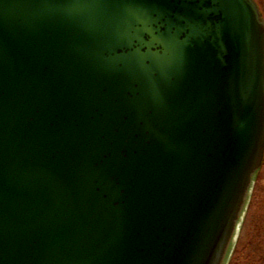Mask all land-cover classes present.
<instances>
[{
    "label": "water",
    "instance_id": "95a60500",
    "mask_svg": "<svg viewBox=\"0 0 264 264\" xmlns=\"http://www.w3.org/2000/svg\"><path fill=\"white\" fill-rule=\"evenodd\" d=\"M263 155L254 0H0V264H226Z\"/></svg>",
    "mask_w": 264,
    "mask_h": 264
},
{
    "label": "flooded vegetation",
    "instance_id": "af4514ba",
    "mask_svg": "<svg viewBox=\"0 0 264 264\" xmlns=\"http://www.w3.org/2000/svg\"><path fill=\"white\" fill-rule=\"evenodd\" d=\"M264 167V156L262 160L261 166L255 172L252 182V187L250 191V195L248 197L245 210L240 218L238 223L237 233H236V241L235 247L238 252V264H246L248 259L246 258V254L244 252V247L250 245L253 248V252L255 258H252L253 264H264V218L259 217L261 215H257L256 217L249 216V207L251 206L253 191L256 186V181L258 180V175L262 171ZM251 224V225H250ZM251 228V232L247 228ZM250 232V233H248ZM230 260H228L229 263ZM227 263V264H228Z\"/></svg>",
    "mask_w": 264,
    "mask_h": 264
},
{
    "label": "rangeland",
    "instance_id": "374dc122",
    "mask_svg": "<svg viewBox=\"0 0 264 264\" xmlns=\"http://www.w3.org/2000/svg\"><path fill=\"white\" fill-rule=\"evenodd\" d=\"M256 4L259 7L260 12L262 13V17L264 18V0H254ZM249 218L250 217H256L257 215H261L259 217L264 218V167L262 168V171L258 175V180L256 181V186L253 191V197L251 206L249 207ZM251 225V224H250ZM251 232V228H247V231ZM248 232V233H250ZM235 243V242H234ZM238 249V248H237ZM235 247V244L232 249V253L230 255V261L228 264H238V252ZM244 252L246 254V258L248 259L246 264H253L252 258H255L253 248L250 245H247L244 247Z\"/></svg>",
    "mask_w": 264,
    "mask_h": 264
},
{
    "label": "snow or ice",
    "instance_id": "6c2138e0",
    "mask_svg": "<svg viewBox=\"0 0 264 264\" xmlns=\"http://www.w3.org/2000/svg\"><path fill=\"white\" fill-rule=\"evenodd\" d=\"M159 39L160 38L157 37V40H159ZM133 43H134V40L130 37L128 39V41H126L125 44L120 45V47H130ZM152 48H153V42H143L142 44L136 43L135 49H133V51H135L137 49L140 50V52H139L140 58L143 60H148V59H150L148 54Z\"/></svg>",
    "mask_w": 264,
    "mask_h": 264
}]
</instances>
